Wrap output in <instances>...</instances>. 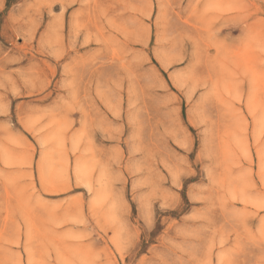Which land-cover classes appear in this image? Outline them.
<instances>
[{
  "label": "rangeland",
  "instance_id": "obj_1",
  "mask_svg": "<svg viewBox=\"0 0 264 264\" xmlns=\"http://www.w3.org/2000/svg\"><path fill=\"white\" fill-rule=\"evenodd\" d=\"M0 264H264V0H0Z\"/></svg>",
  "mask_w": 264,
  "mask_h": 264
}]
</instances>
